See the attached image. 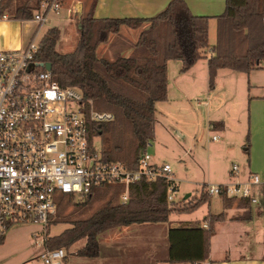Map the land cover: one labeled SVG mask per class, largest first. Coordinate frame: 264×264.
<instances>
[{"label": "trees", "instance_id": "16d2710c", "mask_svg": "<svg viewBox=\"0 0 264 264\" xmlns=\"http://www.w3.org/2000/svg\"><path fill=\"white\" fill-rule=\"evenodd\" d=\"M35 1L36 5L23 4L12 12L13 0H9V4L2 0L1 17L8 12L15 20L29 21L41 3V0ZM212 19L193 15L183 2L172 4L152 19H89L80 23V39L74 52L61 54L57 51L61 33L54 28L42 40L36 60L38 64L52 65L53 80L61 87L78 89L96 111L114 116L110 123L89 124V144L94 147L95 140L101 139L99 151L104 161L122 162L137 169L140 156L156 137V106L168 100L169 62H183L181 72L187 73L200 60L207 59L211 91L215 89L221 70L251 74L264 69V0H226L225 12L214 18L217 41L208 57ZM145 24L148 28L141 30ZM124 28L140 32L136 43L120 49L114 60L101 57L99 47L108 44L111 37L121 35ZM127 50H131V55L123 57ZM219 125L224 128L223 123L212 127L217 130ZM247 143L248 153L249 138ZM168 188L163 179L143 180L130 187V201L122 205L119 200L125 192L124 186L96 187L79 208L82 209L79 212L87 216L68 222L70 228L58 236L48 237L46 246L49 250L69 252L74 245L85 241L77 255L94 259L100 254L102 235L134 225L165 224L174 213H193L210 199L202 187L203 195L195 199L193 205L179 208L180 204L168 203ZM73 198L58 197L57 215L64 213L65 200ZM235 202L248 214L241 219L249 220L250 202L226 199V208L233 207ZM96 203H99L97 208L94 207ZM261 207L264 210V196ZM225 219V214L210 215L203 223L183 224L170 230L167 264H207L215 225ZM62 222L56 216L50 226ZM204 224L209 228L204 229Z\"/></svg>", "mask_w": 264, "mask_h": 264}, {"label": "built area", "instance_id": "2783aa9c", "mask_svg": "<svg viewBox=\"0 0 264 264\" xmlns=\"http://www.w3.org/2000/svg\"><path fill=\"white\" fill-rule=\"evenodd\" d=\"M64 3L41 0L28 21L32 30L26 46L0 52V243L15 226L41 227L34 239L45 248L39 255L42 264H64L67 256L64 249L46 246L60 195L84 199L96 187L122 185L125 192L119 202L124 205L130 201L132 185L157 179L169 185V204L177 203L179 193L172 166L156 164L148 151L140 156L137 169L104 161L99 149L89 144V124L110 123L114 116L96 111L78 89L61 87L52 71L38 64L47 33L41 41L39 36L51 18L62 13ZM219 141V136L213 137V142ZM230 173V183L203 186L209 197L244 199L251 206H261L262 176L251 173L242 180L237 164Z\"/></svg>", "mask_w": 264, "mask_h": 264}, {"label": "rangeland", "instance_id": "374dc122", "mask_svg": "<svg viewBox=\"0 0 264 264\" xmlns=\"http://www.w3.org/2000/svg\"><path fill=\"white\" fill-rule=\"evenodd\" d=\"M7 2L9 4V0ZM27 3L36 5L35 0H13L11 11L14 12L18 6ZM73 23L64 9L58 17L51 18L38 41H41L47 30L57 28L61 33L57 51L61 54L74 52L80 34L78 25ZM143 27L141 30H144ZM216 29V22L212 21L209 31L211 49L207 51L208 57L217 41ZM139 33L124 28L121 35L111 37L108 44L99 47V55L114 60L120 49L130 48L136 43ZM182 68L181 61H171L168 67L169 101L156 106V137L147 151L154 157L156 164L168 163L172 166L179 188L176 204H180L179 208H188L198 196L203 195L204 185L230 183L233 164H237L242 173L251 170L264 179V159L258 156L256 164L259 169H256L258 167L253 165L251 152L248 156L244 149L249 137L252 149L254 135L264 131V69L251 74L222 70L216 78L215 89L211 91L208 80L198 73L199 67L193 70L192 67L189 73H182ZM193 84L196 85V93L190 90ZM210 122L224 123L225 127L214 130L210 127ZM216 135L220 136L219 142H213ZM94 145L101 150L102 140L96 139ZM242 173L241 179L246 180L243 179ZM187 195H191V198L185 199ZM84 202V199L77 198L65 200L62 204L64 213L57 215L63 222L50 226V235L62 234L70 228L68 222L87 216L79 212ZM237 204L238 202H235L236 206ZM98 205L99 203H96L94 207L97 208ZM205 210L203 207L189 218L196 217L202 221ZM173 215L183 217L182 215L187 213ZM38 231L40 230L34 231L30 226L18 225L9 231L8 237L13 234L20 239L28 237L35 244L34 234ZM104 235L99 240H102ZM39 236L42 237V234ZM84 246L85 241H81L69 252L66 251V254H75ZM32 264L39 263L33 261Z\"/></svg>", "mask_w": 264, "mask_h": 264}, {"label": "crops", "instance_id": "0c3cea01", "mask_svg": "<svg viewBox=\"0 0 264 264\" xmlns=\"http://www.w3.org/2000/svg\"><path fill=\"white\" fill-rule=\"evenodd\" d=\"M76 2L81 4L82 15L75 10L76 6L78 7ZM176 2L185 3L195 16L213 18L211 22H216L214 18L222 15L226 9V0H65L63 10H67L73 24L78 25L79 29L80 23L89 19L156 18ZM1 10L2 0H0V52L24 48L30 38L31 25L28 21L13 19L8 12L1 17ZM146 25L148 24H145L143 29L148 28ZM131 53V50H127L123 57H129ZM170 63H168V67ZM196 67H199L198 73L208 80L209 85L208 60H200L192 70ZM169 74L170 70L168 69V79ZM190 90L196 93V85L193 84ZM167 101H169V88ZM214 125H216L215 122H210L211 128ZM218 128L221 130L220 125ZM250 152L253 157V165L258 167L256 164L258 156L264 159V131L254 135L253 146L252 149L250 147L248 156H250ZM251 173V170L243 172V179L248 178ZM189 198L191 195L185 197V199ZM225 200L210 197L209 201L201 207L206 209L202 221L197 220L196 217L189 218L198 209L193 213L182 215L183 217L171 215L165 224L134 225L110 231L104 235L102 240H99L100 254L97 258H85L78 256L77 253H69L64 264H167L170 230L177 229L187 223H203L206 217L220 214H225L226 219L215 225V235L211 240V253L207 264H264V210L261 206H251V218L244 220L241 218L248 215L247 212L236 205L227 209ZM205 225H203L204 229H206ZM30 227H33L34 231L42 229L38 226ZM15 235L9 237L7 235L0 245V264H32L33 261H38L41 264L39 255L45 251V248L37 246L28 237L20 239ZM47 237H53L50 235V228ZM97 260L100 262H96Z\"/></svg>", "mask_w": 264, "mask_h": 264}, {"label": "water", "instance_id": "95a60500", "mask_svg": "<svg viewBox=\"0 0 264 264\" xmlns=\"http://www.w3.org/2000/svg\"><path fill=\"white\" fill-rule=\"evenodd\" d=\"M76 5H78V7L76 6V8H75L76 12L78 14H81V4L79 2H76ZM81 15H80V18H81ZM40 66L45 68L47 71H52V65L50 63L40 64Z\"/></svg>", "mask_w": 264, "mask_h": 264}]
</instances>
